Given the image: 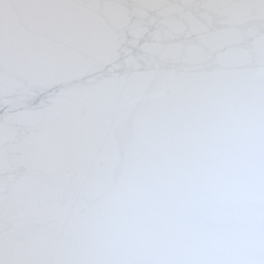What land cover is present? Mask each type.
I'll return each instance as SVG.
<instances>
[{"label": "water", "instance_id": "water-1", "mask_svg": "<svg viewBox=\"0 0 264 264\" xmlns=\"http://www.w3.org/2000/svg\"><path fill=\"white\" fill-rule=\"evenodd\" d=\"M0 264H264V0H0Z\"/></svg>", "mask_w": 264, "mask_h": 264}]
</instances>
